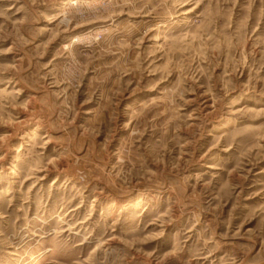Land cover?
Returning a JSON list of instances; mask_svg holds the SVG:
<instances>
[{
  "label": "rangeland",
  "instance_id": "obj_1",
  "mask_svg": "<svg viewBox=\"0 0 264 264\" xmlns=\"http://www.w3.org/2000/svg\"><path fill=\"white\" fill-rule=\"evenodd\" d=\"M0 264H264V0H0Z\"/></svg>",
  "mask_w": 264,
  "mask_h": 264
}]
</instances>
